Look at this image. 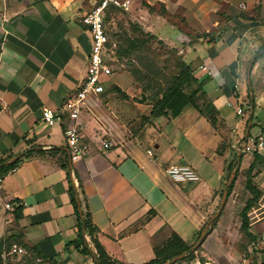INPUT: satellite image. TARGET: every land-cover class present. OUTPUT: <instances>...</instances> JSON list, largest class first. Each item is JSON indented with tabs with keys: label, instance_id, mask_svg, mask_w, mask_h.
I'll return each mask as SVG.
<instances>
[{
	"label": "crops",
	"instance_id": "0c3cea01",
	"mask_svg": "<svg viewBox=\"0 0 264 264\" xmlns=\"http://www.w3.org/2000/svg\"><path fill=\"white\" fill-rule=\"evenodd\" d=\"M94 1L0 0V160L17 159L0 181V238L50 263L93 264L76 246V196L106 255L144 264L171 233L193 244L231 171L220 215L228 219L251 198L249 166L255 202L264 198V0H120L126 7L111 14H124L189 65L191 103L152 116L153 101L124 67L112 68L114 56L103 92L75 120L45 124L42 109L58 108L84 77L90 40L79 19ZM69 124L88 144L82 158L69 156ZM257 136L261 148L243 151ZM171 164L191 167L199 180L173 182Z\"/></svg>",
	"mask_w": 264,
	"mask_h": 264
},
{
	"label": "trees",
	"instance_id": "16d2710c",
	"mask_svg": "<svg viewBox=\"0 0 264 264\" xmlns=\"http://www.w3.org/2000/svg\"><path fill=\"white\" fill-rule=\"evenodd\" d=\"M114 8L113 5H108L105 8L104 21L107 17V14L112 11ZM135 29L141 34L140 39H129L125 33L118 37L119 43L114 47L113 54L115 57H122L128 54L132 49L139 46H144L147 44L149 40H155V38L149 34L148 32H143L141 28L135 24L133 25ZM105 28V27H104ZM108 42V41H107ZM160 44V42H157ZM108 44V43H107ZM172 53V67L173 70L168 74L161 73L163 69L167 66H163L162 68H157L156 60H149L145 56H139L140 67H134L133 63L127 60V64H129V68L127 71L131 75V77L137 81L144 83L141 87L143 93H147V96L142 94V98L151 99L153 101V105L151 108V115L158 116L164 113V109L169 107L172 109L174 114H177L183 106L188 103H191L192 97L196 92L195 90H190L185 92L184 90L190 86L192 82H194L193 77L190 73V67L188 64L184 63L179 56H175L176 50L170 49ZM156 61V62H155ZM158 79H161L163 82L160 84ZM116 91L117 88H115ZM2 160H0L1 162ZM17 159L12 161L11 163L4 165L0 168V176L4 175L10 168H12ZM250 169L249 166L245 173V189L251 194V198L246 201L245 205L240 211V227L244 234L248 236L250 240L254 239V236L248 229V218L246 215L247 210H249L253 203H255L259 192L258 190L251 184L250 180ZM231 184L227 189V194L231 189ZM71 200L74 203V192L72 191ZM76 228H77V242L76 246H80L79 251L83 254H90L93 259V264H125L119 262L117 260L111 259L106 255L101 245L98 243L95 237L96 229L91 224L89 220L88 213L86 211L81 210V214L76 215ZM215 220V219H214ZM214 220L210 223L207 228L206 233L209 231L211 225ZM84 228V233L89 239V246L85 243L84 239L81 236V228ZM199 234V233H198ZM198 236V235H197ZM189 245L183 242L176 234L171 233V235L166 239L160 246L154 248V258L149 260L144 264H159L165 260H169L171 257L179 254L180 252L187 250ZM195 250V249H194ZM260 250L264 251V248ZM36 257L38 255L33 252ZM193 251H188L187 254L181 259H188V257H192ZM180 260V259H179ZM177 260L174 263H177ZM55 264V263H50Z\"/></svg>",
	"mask_w": 264,
	"mask_h": 264
},
{
	"label": "built area",
	"instance_id": "2783aa9c",
	"mask_svg": "<svg viewBox=\"0 0 264 264\" xmlns=\"http://www.w3.org/2000/svg\"><path fill=\"white\" fill-rule=\"evenodd\" d=\"M108 5L125 8L126 1L95 0L90 8L81 14L79 20L86 27L90 40L84 77L79 87L69 94L58 108L55 110L42 109L41 119L45 124L51 125L54 122H60L65 116L69 121L75 120L80 110L85 107L87 100H95L103 92L104 78L110 75L111 62L114 59V48L107 44L108 38L104 29V14ZM235 112L240 114L241 108L237 107ZM63 135L69 156L82 158L87 155L89 152L88 144L83 141L82 135L75 124L66 126ZM100 144L104 149L112 145L110 140L103 141ZM261 144V136H257L255 145L245 143L242 150L252 153L260 149ZM147 153L150 154V151L147 150ZM14 170L15 166L10 168L6 174ZM165 174L176 183H193L199 180L197 172L185 164H171L165 169ZM1 179L2 176H0V181ZM3 206L11 209V203L9 202H5ZM247 217L248 219L254 218L251 223L262 224V228L257 229L252 244L255 248H264V200L256 209L249 210ZM7 253L18 256L24 253V249L12 244ZM37 261H41V259L37 258ZM1 264H7L4 258H2ZM43 264H50V262L44 261Z\"/></svg>",
	"mask_w": 264,
	"mask_h": 264
},
{
	"label": "rangeland",
	"instance_id": "374dc122",
	"mask_svg": "<svg viewBox=\"0 0 264 264\" xmlns=\"http://www.w3.org/2000/svg\"><path fill=\"white\" fill-rule=\"evenodd\" d=\"M133 25H135V23L130 21L124 14H118L115 17V11L114 14H111L110 11L107 14L105 21V32L108 38V45L113 48L117 46L119 43L117 39L119 36L123 35V33H125L131 40L135 38H142L141 34L133 27ZM141 55L145 56L149 60H156L157 62H155L157 64V68L167 66L161 72L163 74H168L173 70V63L171 60L173 55L171 50L158 45L155 40H149L144 46H139L137 48L134 47L132 51L125 56L116 57L113 61L112 68L124 67L127 70L130 66L127 64V60L133 63L134 67H140L141 61H139L138 57ZM174 55L178 56L177 52L174 53ZM121 64L122 66H120ZM158 82L162 84L163 81L158 79ZM137 83L140 86L144 84L142 82ZM235 183L241 191V188H239V178H237ZM263 200L264 198L259 202L257 201L253 203L249 210L256 209L259 204L263 202ZM243 205L236 203L228 219L225 215H220V213L211 225V228L217 226L216 235H214L215 237L211 235L207 241L204 242L207 236L206 235L201 244L193 250L192 257H188V259H180L177 263L173 264H207V262L209 264H264V251L255 248L252 244V240L247 237L245 238L243 234H240L239 213L240 208H242ZM253 220L254 218H250L248 219V222L250 227L253 226L251 232H256L258 228L262 227V224L252 223V225H250ZM12 244L22 247L24 249V253L18 256L8 254L7 252ZM2 258H4L7 264L44 263V260L42 259L41 261H37V257L31 250L13 242V240H10L8 237L0 238V264Z\"/></svg>",
	"mask_w": 264,
	"mask_h": 264
},
{
	"label": "water",
	"instance_id": "95a60500",
	"mask_svg": "<svg viewBox=\"0 0 264 264\" xmlns=\"http://www.w3.org/2000/svg\"><path fill=\"white\" fill-rule=\"evenodd\" d=\"M263 50L257 52V54L261 53ZM252 61V60H251ZM250 61V63H251ZM249 71V67L247 69V73ZM251 107V105H250ZM16 158L13 157V158H10V159H7L5 161H2L0 163V167L3 166V165H6V164H9L11 163L12 161H14ZM70 160V159H69ZM234 175H235V171H231V173L229 174L226 182H225V185L223 187V190L221 192V195H220V200H219V203H218V206L216 208V210L208 217V219L206 220L204 226L202 227L201 231L199 232L196 240L193 242V244H191L187 250H184L182 252H180L179 254L171 257L169 260H165L159 264H173L174 262H176L177 260L183 258L188 251H193L200 243L201 241L203 240V238L205 237L206 235V231H207V228H208V225L209 223H211L220 213L224 203H225V199H226V196H227V189L229 187V185L231 184V182L233 181V178H234ZM75 202H76V206H77V212L78 214L80 215V209H79V205H78V200L75 196ZM81 235L83 236L84 235V228L82 227L81 228Z\"/></svg>",
	"mask_w": 264,
	"mask_h": 264
}]
</instances>
